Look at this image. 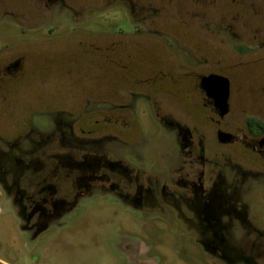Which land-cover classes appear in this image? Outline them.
Listing matches in <instances>:
<instances>
[{"label":"flooded vegetation","instance_id":"obj_1","mask_svg":"<svg viewBox=\"0 0 264 264\" xmlns=\"http://www.w3.org/2000/svg\"><path fill=\"white\" fill-rule=\"evenodd\" d=\"M114 16H122L128 29L90 24ZM246 31L264 36V0H0V109L10 111L0 116L16 120L0 127V180L19 201L23 229L46 228L93 192L141 208L160 192L166 202L176 199L179 209L186 204L211 254L229 264L264 257V232L246 202L264 183V77L250 84L247 97L240 74L264 64V38L244 46ZM227 32L241 43L231 45ZM58 33L103 54L125 82L114 94L87 92L69 108L47 110L51 126H39L36 116L45 110L33 102L23 115H12L13 88L30 76V42ZM134 48H146L148 59L131 75L126 58ZM207 76L212 79L204 87ZM176 94L188 106H178ZM142 101L175 132L182 155L163 182L106 149L108 142H125L122 132ZM240 238L247 246L262 245L242 249Z\"/></svg>","mask_w":264,"mask_h":264},{"label":"rangeland","instance_id":"obj_2","mask_svg":"<svg viewBox=\"0 0 264 264\" xmlns=\"http://www.w3.org/2000/svg\"><path fill=\"white\" fill-rule=\"evenodd\" d=\"M121 17L114 16L107 21L92 18L90 24L99 29H128L127 21ZM227 33L231 45L241 43ZM245 34L241 43L244 46H256L264 38H256L255 33L247 31ZM77 38L58 33L37 36L33 39L35 42H30V76L14 85L13 116L23 115L30 101L36 108L45 110L38 111L36 124L50 127L51 119L44 115L47 110L69 108L87 92L114 94L116 86L125 82L117 65L98 51L79 46L80 38ZM133 51V56L126 58L131 75L143 71V62L148 59L146 48ZM119 55L122 58L126 54ZM245 56L242 54L243 60H250ZM234 57L231 53L229 60ZM263 73L262 63L240 70L244 95L251 96L250 84L262 79ZM183 99L176 94L178 106H188ZM9 112L0 109L1 115ZM4 118L0 116V127L4 129L9 128L10 121H16L8 117L9 121L5 122ZM131 120L128 130L122 132L125 142H108L106 149L131 164H139L150 176H159L162 182L169 180L172 168L182 160L175 132L161 123L147 101L138 103ZM155 199L141 208L124 197L93 192L79 197L46 228L33 232L23 229L19 201L0 180V258L10 264H229L204 248L198 239L200 233L192 225L195 223L188 219L192 213L186 204L179 209L174 205L176 199L166 202L160 192ZM246 202L258 232H264V183L256 185ZM244 241L238 246L250 251L262 245L258 242L256 246H247ZM235 264H264V257Z\"/></svg>","mask_w":264,"mask_h":264},{"label":"water","instance_id":"obj_3","mask_svg":"<svg viewBox=\"0 0 264 264\" xmlns=\"http://www.w3.org/2000/svg\"><path fill=\"white\" fill-rule=\"evenodd\" d=\"M210 79H212V76H207V77H204V79H203V86L205 87H207V85H206V83H207V81L208 80H210ZM227 84V83H226ZM39 232V231H38Z\"/></svg>","mask_w":264,"mask_h":264},{"label":"crops","instance_id":"obj_4","mask_svg":"<svg viewBox=\"0 0 264 264\" xmlns=\"http://www.w3.org/2000/svg\"><path fill=\"white\" fill-rule=\"evenodd\" d=\"M0 263H3V264H10V263H8L6 260H4V259H2V258H0Z\"/></svg>","mask_w":264,"mask_h":264}]
</instances>
